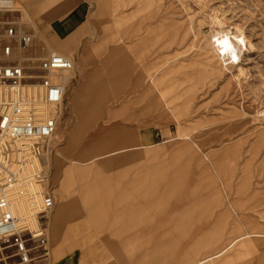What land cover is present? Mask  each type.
<instances>
[{
  "label": "rangeland",
  "instance_id": "rangeland-1",
  "mask_svg": "<svg viewBox=\"0 0 264 264\" xmlns=\"http://www.w3.org/2000/svg\"><path fill=\"white\" fill-rule=\"evenodd\" d=\"M11 1L18 11L9 20L33 35L31 69L50 50L75 58L58 131L40 144L56 201L49 239L58 191L79 193L77 170L103 183L102 208L86 211L76 249L31 264H188L246 231L231 264H264V0ZM212 9L223 29L240 26L252 44L239 47L236 65L248 69L241 83L236 67L211 53ZM72 21L80 33L70 40ZM86 80L106 89L84 91L77 107L71 93ZM61 210L65 240L83 218L67 223Z\"/></svg>",
  "mask_w": 264,
  "mask_h": 264
},
{
  "label": "built area",
  "instance_id": "built-area-1",
  "mask_svg": "<svg viewBox=\"0 0 264 264\" xmlns=\"http://www.w3.org/2000/svg\"><path fill=\"white\" fill-rule=\"evenodd\" d=\"M11 2L0 0V158L7 139L43 140L56 132L58 118L44 117L42 108L45 104L62 106L67 86L55 78L73 69L72 61L58 52L41 58L37 68L31 69L36 57L33 35L11 23L9 14L18 11ZM15 184V175L0 168V264H31L47 256L46 225L42 218L38 227L30 228L13 211ZM23 194L22 189L18 191L19 196ZM53 206V195L45 193L39 212L43 215Z\"/></svg>",
  "mask_w": 264,
  "mask_h": 264
},
{
  "label": "bare ground",
  "instance_id": "bare-ground-1",
  "mask_svg": "<svg viewBox=\"0 0 264 264\" xmlns=\"http://www.w3.org/2000/svg\"><path fill=\"white\" fill-rule=\"evenodd\" d=\"M201 1L202 0H194V2L196 3L197 2L200 3ZM207 19L209 23L212 25L211 42H210L211 53L215 58L218 59V61L222 65H226L227 63H232L236 67V71L233 74V78L235 81L241 83L242 80L244 79L246 80V76L248 75V69L245 68L243 64H242L243 66L236 65L239 55L238 52H240L239 47L240 46L252 47L250 40L247 38L244 30L236 24H235L236 26L232 28L223 29V26L225 25L224 15L217 9L210 10ZM52 52H57V51L50 50L48 53L50 54ZM64 56H66L72 61L73 69H71L70 71L61 72L60 75H58L55 79L57 80L58 78L60 82L66 85V83L69 82V80L73 76V73L75 72V60L74 57L72 58L68 55H64ZM37 60L38 58L35 57V59H33L32 61L37 62ZM35 90L36 89L34 88L30 89V91H35ZM258 112L264 115V103H263V107L259 109ZM42 114L44 115V117L56 116L58 118V127H59L61 116L63 114V104L61 107L59 106L58 108H56L54 105L45 104L43 105L42 108ZM58 127L56 132L52 136L43 140L7 139L4 157L2 155L0 158L1 171L5 174L7 172H11L16 177V184L12 191L13 211L16 214L22 216L24 218L25 223H27V225L30 228L38 227L42 221L41 219L43 218L44 223L46 225V235L49 246H51L52 244L51 240L57 239L58 235L61 234L59 216L62 210L59 209V211L56 213V216L53 221V234L49 239L48 232L50 231L49 230L50 217L56 207V201L54 198V206L47 213L42 215V213L39 212L43 195L45 193H50L49 189L47 188V185L49 183L48 169L47 167H45V163L43 160V155L45 151L40 148L41 147L40 144L42 143L47 144L51 139H53V137L58 131ZM184 139L189 141L186 138V135L184 136ZM198 151L202 153L203 160L212 167L213 171L217 175L219 179L218 183L222 191L225 204H227L229 208H231L232 210H235V207L230 198V194L226 189L223 179L218 175V171L214 163L210 160L208 155H206L199 149ZM21 189L24 191V194L19 196L18 191ZM247 233L249 232L246 231L244 233H241L233 237L228 243H226L219 250L210 253L204 257L196 258L195 260H193L188 264H205L209 260L214 261L215 259L213 258L219 257L227 251H231L244 236L248 235ZM45 250L47 252L46 255H49L50 248L46 247L45 245Z\"/></svg>",
  "mask_w": 264,
  "mask_h": 264
},
{
  "label": "crops",
  "instance_id": "crops-1",
  "mask_svg": "<svg viewBox=\"0 0 264 264\" xmlns=\"http://www.w3.org/2000/svg\"><path fill=\"white\" fill-rule=\"evenodd\" d=\"M48 5L49 2L46 1V3L44 5L39 6L38 9H42V11L44 13H46L48 11ZM62 5H65L64 3ZM76 9L73 8L71 11H74ZM71 27L72 29L70 30L71 33V38L70 40H72L76 35H78L80 33V29L77 28V26L73 23V21L71 22ZM56 36H60L62 38H66L67 36H69L68 34L65 35H60L59 32L54 31L53 32ZM69 56V55H68ZM73 58V56H71ZM75 60V58H74ZM116 61L114 60V64ZM111 60L110 59H103V61L101 62V64L103 66H109L110 65ZM99 81L103 82L102 79H99ZM154 82V81H152ZM106 89V87L104 86V84H98L97 83H89L88 80L84 81L83 84L78 87V88H74L72 90V101L74 102V105H76L78 107L79 105V96L80 94L84 93V91H90V90H96V91H104ZM164 100V96L162 97ZM79 112L77 110V117L80 116ZM175 119L178 121V124L181 126V123L179 122V119L177 116H174ZM99 133H97L96 135H93L92 137H90L89 139V143H91L92 140L96 139L99 137ZM187 136V134H185ZM86 153H82L80 154V156H84ZM78 159V158H77ZM74 160V159H73ZM75 161V160H74ZM74 180H76L79 183V193L77 191V193H75L74 196H69L68 192L66 190H61L58 191L59 195L61 196L62 200H63V204L61 209H63L65 211V215H66V220L67 223L68 222H72L75 219H80L83 218L82 221H80V223L78 224H74L71 226H77L79 231L77 234L75 235H70L67 234V239H61V234L58 235L57 239L51 240L52 241V248L50 246V253H53V257L55 258V260L62 258L63 256L67 255L68 253H72L73 250H75V246L77 245L75 242L78 241L77 239L80 238H84L82 236V232L84 231L86 233L85 228L89 225L86 224V211H90V210H97L98 206H100V208H102L101 204H103V200L98 196V190L99 188L102 187V182L97 181V178H93L88 176L84 170H77V172L75 173V175L73 176ZM52 194V193H51ZM54 196V195H53ZM55 198V196H54ZM72 212V216L70 215V213ZM83 228V229H82ZM68 231V230H67ZM84 234V233H83ZM63 240V242H62ZM75 243V244H74ZM52 250V251H51ZM231 251H227L224 254H222L219 257H215L213 259H215L214 261L209 260L208 262H206L205 264H222L224 261L228 262L231 264L232 260H230L229 257V253Z\"/></svg>",
  "mask_w": 264,
  "mask_h": 264
},
{
  "label": "snow or ice",
  "instance_id": "snow-or-ice-1",
  "mask_svg": "<svg viewBox=\"0 0 264 264\" xmlns=\"http://www.w3.org/2000/svg\"><path fill=\"white\" fill-rule=\"evenodd\" d=\"M225 43H227V42H225Z\"/></svg>",
  "mask_w": 264,
  "mask_h": 264
}]
</instances>
